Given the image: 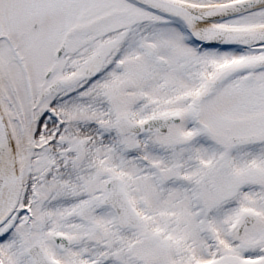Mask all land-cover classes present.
<instances>
[{
  "label": "snow or ice",
  "instance_id": "obj_1",
  "mask_svg": "<svg viewBox=\"0 0 264 264\" xmlns=\"http://www.w3.org/2000/svg\"><path fill=\"white\" fill-rule=\"evenodd\" d=\"M0 264H264V0H0Z\"/></svg>",
  "mask_w": 264,
  "mask_h": 264
}]
</instances>
